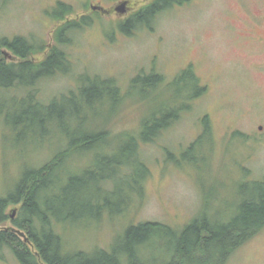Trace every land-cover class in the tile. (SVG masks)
<instances>
[{
  "label": "trees",
  "instance_id": "1",
  "mask_svg": "<svg viewBox=\"0 0 264 264\" xmlns=\"http://www.w3.org/2000/svg\"><path fill=\"white\" fill-rule=\"evenodd\" d=\"M187 1L150 0L128 18L107 24L104 34L112 40L116 31L132 36L152 30L161 11ZM73 10L62 1L50 9L49 15L61 21L53 45L0 35V154L2 159L10 153L14 160V171L0 184V224H11L0 229V258L6 250L19 264H224L264 227V178L236 181L227 198L218 189L225 182L203 183L200 171L215 152L207 116L177 156L167 151V160L162 157L165 164L195 170L200 202L192 218L180 227L151 220L123 224L108 248L69 245L67 228L97 225L140 206L150 175L141 146L205 92L191 65L169 80L152 65L125 87L116 77L81 72L73 86L41 99L40 82L71 69L64 48L70 35L91 23V16L66 19ZM39 53L44 54L36 58ZM128 102L141 104L137 124L115 130ZM230 135L247 140L239 131Z\"/></svg>",
  "mask_w": 264,
  "mask_h": 264
},
{
  "label": "rangeland",
  "instance_id": "2",
  "mask_svg": "<svg viewBox=\"0 0 264 264\" xmlns=\"http://www.w3.org/2000/svg\"><path fill=\"white\" fill-rule=\"evenodd\" d=\"M57 1L73 6L66 19L91 16V23L70 35L72 40L64 48L71 69L41 81V99L73 86L81 72L116 77L125 87L141 68L149 70L152 65L165 80L191 65L205 89L179 119L141 146L150 175L140 206L132 205L117 218H104L97 225L67 228L64 235L69 245L108 248L123 224L151 220L180 227L192 218L200 202L195 170L187 164L183 168L165 164L162 157L167 160V151L177 156L200 132L203 116L211 120L215 141L214 155L208 156V167L200 171L203 183L208 187L225 182L218 189L227 198L233 195L236 181L264 178V0H188L161 11L152 30L139 29L132 36L116 31L112 40L104 31L125 15L115 9L123 0H0V35H23L53 45L61 21L49 11ZM126 1L135 11L148 0ZM100 4L104 10L96 11L93 7ZM140 105L126 103L115 120V130L135 128ZM234 131L247 135V140L243 143L231 136ZM11 158L5 153L2 160L0 154V184L14 171ZM7 210L13 214L14 205ZM10 225L5 221L0 229ZM3 254L0 264H19L8 251ZM224 264H264V227L239 245Z\"/></svg>",
  "mask_w": 264,
  "mask_h": 264
},
{
  "label": "flooded vegetation",
  "instance_id": "3",
  "mask_svg": "<svg viewBox=\"0 0 264 264\" xmlns=\"http://www.w3.org/2000/svg\"><path fill=\"white\" fill-rule=\"evenodd\" d=\"M150 0H148L147 1V3L149 2ZM127 3V1L126 0H123L121 3H119L116 7H115V9H116V11L118 10L117 8H122L121 9V12L122 13H125V15L124 16H122V17H120L119 18V16L117 17L118 19H126V18H128L129 16H130V14H132L134 11H131L130 10V7H128L127 5H125ZM146 3V4H147ZM145 5V4H144ZM174 6V5H173ZM93 8H95V10L96 11H98L99 9H101L102 11L104 10V6H102L101 4L99 5V6H94ZM100 10V11H101ZM100 13V12H99ZM117 20V19H116Z\"/></svg>",
  "mask_w": 264,
  "mask_h": 264
}]
</instances>
